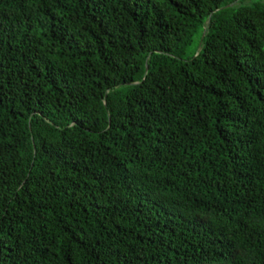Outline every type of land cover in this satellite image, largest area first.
<instances>
[{
	"label": "trees",
	"instance_id": "1",
	"mask_svg": "<svg viewBox=\"0 0 264 264\" xmlns=\"http://www.w3.org/2000/svg\"><path fill=\"white\" fill-rule=\"evenodd\" d=\"M0 264H264V0H0Z\"/></svg>",
	"mask_w": 264,
	"mask_h": 264
},
{
	"label": "rangeland",
	"instance_id": "2",
	"mask_svg": "<svg viewBox=\"0 0 264 264\" xmlns=\"http://www.w3.org/2000/svg\"><path fill=\"white\" fill-rule=\"evenodd\" d=\"M197 49H199V45H198V43L196 41L195 45L192 48V52L195 51V50H197Z\"/></svg>",
	"mask_w": 264,
	"mask_h": 264
}]
</instances>
